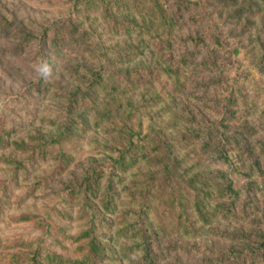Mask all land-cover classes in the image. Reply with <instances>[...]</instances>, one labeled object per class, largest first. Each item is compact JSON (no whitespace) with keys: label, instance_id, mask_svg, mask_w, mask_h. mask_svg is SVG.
<instances>
[{"label":"rangeland","instance_id":"374dc122","mask_svg":"<svg viewBox=\"0 0 264 264\" xmlns=\"http://www.w3.org/2000/svg\"><path fill=\"white\" fill-rule=\"evenodd\" d=\"M87 1L92 6L85 3L75 6L71 0H0V16L39 37L32 43H23L13 31L5 32L0 23V262L19 251L18 264H34L30 255L39 246L42 254L50 250L66 259L88 256L87 264H234L235 260L240 264H264V243L260 239L257 241L262 250L256 252L255 258L241 254L246 258L241 260L237 255L239 248L255 245L253 238L258 237L254 235L264 233V156L254 152L252 157H246L237 146L238 140L248 148L264 144V0H235L227 4L192 0L196 4L190 3L182 11L170 50L159 53L140 44L138 55L127 64L133 70L143 69L155 60L159 67L181 66L176 76L186 85L183 94L172 100L173 111L183 125H189L188 121L194 118L199 122L212 121L219 127L221 134L214 142L218 150L204 152V164L231 176L243 194L239 208L253 198L258 212L254 217H246L242 211L236 215L219 212L213 226H206L198 237L182 234L166 237L155 217L150 216V224L137 226L141 228L139 234L128 239L117 236L122 227L117 216L131 208L127 193L118 185L123 178L114 180L116 215L106 214L99 199L91 200L90 206H82L75 186L88 168L112 165L113 160L106 156L102 145L119 147L115 145L119 132L111 133L110 129L113 125L120 127L121 122L94 126V115L88 116L89 128L64 138L62 144L52 145L50 159L32 156L30 151L22 152L13 146V142L22 139L31 146L38 145L40 131L54 132L48 119L66 100L55 97L56 88L50 86L58 82L69 87L76 85L78 78L72 71L80 66L98 69L106 66V58L100 55L104 50L100 48L99 53L96 50L99 43L105 46L141 39L135 33H112L102 19L103 0ZM186 1L160 0V3L173 12L179 2ZM134 16L132 12L131 17ZM60 23L65 37L77 25L80 30H88L91 41L76 45L65 40L61 47H55L51 32L44 36L45 41L44 29L57 28ZM199 35L203 39L197 46ZM221 62L223 65L219 66ZM44 63L51 69L47 77L37 70ZM158 83L153 91H167L175 85L173 78ZM228 108L235 112V118L219 123ZM126 122L129 126L124 131V143H129L130 137L135 142L143 141L149 117L141 112L132 113L128 120L126 116ZM225 123L229 125L226 129ZM194 145L200 147L197 140ZM60 149L66 151V171L33 189L39 179L57 166L53 155L59 156L56 154ZM10 158L25 161L24 165L17 168ZM139 166L145 169L143 163ZM137 169L131 167L125 180L131 181ZM252 182L256 183L253 188ZM108 224H112L111 230ZM221 231L250 234L251 239L249 236L232 239ZM91 241L97 246L90 247ZM123 244L133 247L131 259L121 256Z\"/></svg>","mask_w":264,"mask_h":264},{"label":"trees","instance_id":"16d2710c","mask_svg":"<svg viewBox=\"0 0 264 264\" xmlns=\"http://www.w3.org/2000/svg\"><path fill=\"white\" fill-rule=\"evenodd\" d=\"M71 1L75 6L82 3L88 7L92 6L91 1L87 0ZM152 1L103 0L105 8L102 12V19L112 33L116 35L135 33L141 39L105 46L99 43L96 50L98 53L101 52L100 48L104 50L100 55L106 58V66L100 69L80 66L72 71L73 75L78 78L76 85L69 87L58 82L57 85L50 86L53 90L56 88L53 92L55 97L66 100L65 105L58 110L59 112L57 111L48 119L51 126L55 128L54 132L40 131L38 145L31 146L22 139L13 142V146L22 152L30 151L32 156L50 159L52 155L49 151L52 145L62 144L64 138L89 128L88 116L94 115V126L119 121L121 122L120 127L113 125V129H110L111 133L119 132L116 134L118 142L115 144L119 147L109 146L107 143L102 145V148L106 150V156L113 160L112 165L109 166L110 163H107V166L100 164L88 168L82 180L75 184L81 205L87 207L90 206L91 200L99 199L106 214H118L115 203L117 183L114 180L123 178L118 185L123 187V191L127 193L128 205L131 208L120 212L117 216L122 224L117 231L118 237L128 239L137 236L141 230L137 226L150 224L148 221L150 216L155 217L166 237L181 234L198 237L203 234L206 226H213L219 212H224L225 215H236L238 211H242L244 216L254 217L258 209L252 201L253 198L247 199L246 206L239 208L238 203L243 194L235 186L231 176L223 170L208 168L204 164L202 154L218 150L214 142L218 140V134H221L218 132L219 127L212 121L199 122L194 118L188 121L189 125H183L178 120L177 113L173 111L172 100L183 94L186 85L185 81H180L176 76L181 66L159 67V62L155 60L143 69L133 70L128 67L127 64L132 63L138 55L137 49L140 44L159 53L170 50L182 11L189 8L190 3L196 4L192 0H187L185 4L179 2L177 8L170 12L160 3V0H155L159 2ZM217 1L227 4L235 0ZM149 2L150 5L147 4ZM132 12H135L134 17H131ZM0 23L5 32L13 31L23 43H32L39 39L31 30L9 21L5 16H0ZM62 25L60 23L57 28L55 26L46 27L42 32V38L47 37L51 32L53 34L52 44L55 47H61L65 40L76 45H87L91 41L88 30H80L77 25H74L65 37L62 34ZM202 39V35H199L196 39L197 46H200ZM219 64V66L223 65L222 62ZM172 78L175 83L174 87L167 91H153V86L158 85L159 80ZM137 112L149 117L148 130L143 141L135 142L133 137H130L129 143L126 144L124 143V138H126L124 131L126 125L129 126L126 116L128 120L130 114ZM262 115L264 116V107ZM234 118L235 112L228 108L225 111L224 120L219 123L223 124ZM228 126V123L224 124L225 129ZM225 133L226 131H222V134ZM195 140L200 143V147L194 145ZM237 146L246 157H252L254 152L264 156V144L248 148L238 140ZM110 152H117L116 157ZM56 155L59 156H53L58 162L57 166L39 179L33 189H39L42 184L52 182L66 171L68 164L66 151L60 149ZM9 160L17 168H21L25 162L11 158ZM140 163L144 164L145 169H141ZM131 167L138 168L133 173L136 176L131 181H126V173ZM119 173L124 174V177H120ZM104 181L106 183L102 184ZM250 185L253 188L256 183L252 182ZM111 229L112 224H108V230ZM220 233L232 239L248 238V236V239H251L250 234L226 231ZM254 236L258 237L253 238L255 245L249 244L239 248L237 255L241 260L246 259L241 254L245 256L250 254L252 258H255L256 252H261L264 233H257ZM258 239L262 244L258 242ZM91 243L90 247L97 246V243L93 241ZM37 247L38 249L30 255V260L34 264L88 263V256L66 259L50 250L42 254L41 248ZM90 250L95 252L93 248ZM132 251L133 247H128L126 244H123L120 249L123 258L131 259ZM20 257L21 253L18 251L0 264H18ZM233 263L240 264L239 260ZM133 264H140V262Z\"/></svg>","mask_w":264,"mask_h":264},{"label":"clouds","instance_id":"9594fccd","mask_svg":"<svg viewBox=\"0 0 264 264\" xmlns=\"http://www.w3.org/2000/svg\"><path fill=\"white\" fill-rule=\"evenodd\" d=\"M37 70L45 77H47L51 72V69L46 63L39 66Z\"/></svg>","mask_w":264,"mask_h":264}]
</instances>
